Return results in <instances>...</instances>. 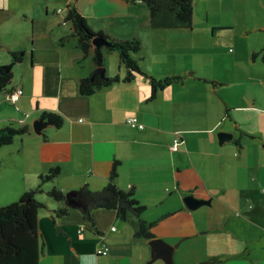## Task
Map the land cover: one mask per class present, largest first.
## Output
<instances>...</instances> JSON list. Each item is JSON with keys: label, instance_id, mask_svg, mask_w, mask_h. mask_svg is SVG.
Wrapping results in <instances>:
<instances>
[{"label": "crops", "instance_id": "obj_1", "mask_svg": "<svg viewBox=\"0 0 264 264\" xmlns=\"http://www.w3.org/2000/svg\"><path fill=\"white\" fill-rule=\"evenodd\" d=\"M72 1L0 0V64L10 63L13 51L25 53L10 87L24 94L5 114L3 95L10 91L0 92V127L30 128L0 149V195L18 200L60 167L37 195L45 203L40 264H166L152 258V238L135 236L139 219L131 211L123 219L99 207L93 222L79 207L54 216L66 204L53 202L47 190H101L115 160V182L134 189L146 206L141 217L156 222L154 237L173 246L177 263L264 264V0H199L205 6L194 11L191 27L169 28L152 24L142 0H75L93 31L141 40L134 56L143 72L181 77L155 96L143 73L125 82L119 53L108 49L106 76L121 79L81 94L80 80L94 76L97 65L94 48L80 59L66 17ZM44 111L62 114L64 123L46 120L36 129ZM131 116L145 127H132ZM220 131L232 137L220 139ZM190 195L206 201L188 208ZM103 239L106 255L97 252Z\"/></svg>", "mask_w": 264, "mask_h": 264}, {"label": "trees", "instance_id": "obj_2", "mask_svg": "<svg viewBox=\"0 0 264 264\" xmlns=\"http://www.w3.org/2000/svg\"><path fill=\"white\" fill-rule=\"evenodd\" d=\"M127 1L135 2L138 0ZM142 1L147 4L151 22L156 27H191L193 24L195 0ZM66 17L71 21L73 32L79 38V44L83 51L80 59H85L94 48L93 60L98 68L105 64V49L118 52L121 63L127 69V75L123 80L125 82L131 81L138 73H143L151 80L152 96L156 95L158 89L181 79L179 76L161 79L143 72L139 59L134 56V53H138L142 49L141 40L137 37L120 40L93 31L85 16L75 5V0L69 3ZM99 37L105 40V44L96 45L94 43V40ZM24 54L23 50L13 51L11 62L0 64V92L12 91L10 87L15 74L14 67L17 62L22 61ZM120 79V74L112 77H103L100 74L84 77L79 83L80 92L89 95L97 88L110 85ZM43 118L56 127H60L64 123V116L57 112L44 111ZM29 132L30 128L27 125L17 127L11 123L0 127V149L11 144L15 138ZM118 165L119 162L115 160L110 173V182L103 189L91 190L84 187L77 191L76 198L81 204L78 207L82 209L90 222H93L92 211L99 207L113 208L123 219H127L128 213L131 211L139 219L135 236L153 238L152 229L156 222H149L141 217L146 206L137 199L134 189L124 190L115 182L118 175ZM59 174L60 167L51 168L47 173L40 176L39 184L24 192L19 200L0 206V264H40V259L45 253V243L39 237L38 216L45 203L39 200L37 195L44 191L42 183L54 180ZM46 193L57 201L66 204L53 210L55 217L68 214L72 206L68 204L66 193L62 189L54 185Z\"/></svg>", "mask_w": 264, "mask_h": 264}, {"label": "water", "instance_id": "obj_3", "mask_svg": "<svg viewBox=\"0 0 264 264\" xmlns=\"http://www.w3.org/2000/svg\"><path fill=\"white\" fill-rule=\"evenodd\" d=\"M94 43L96 45L105 44V40L102 37H99L94 40ZM97 73L103 77H107L106 69L104 66L98 67L95 70V74ZM47 123L48 122L44 118H40V120L35 124V127L36 129H40ZM226 137L231 138L232 133L228 131L219 132L220 139H224ZM76 195H77L76 191H70L66 193L67 202L72 207H78L81 205L80 201L76 198ZM184 200H185L186 206L191 209L195 208L199 204L204 203L206 201V200H200V199L194 198L192 195L185 197ZM150 243L153 246V257H152L153 259L162 258L166 264H179L174 259V256L172 253L173 246L169 245L164 239L154 237L150 240Z\"/></svg>", "mask_w": 264, "mask_h": 264}, {"label": "built area", "instance_id": "obj_4", "mask_svg": "<svg viewBox=\"0 0 264 264\" xmlns=\"http://www.w3.org/2000/svg\"><path fill=\"white\" fill-rule=\"evenodd\" d=\"M24 94V89L22 87H17L15 90H12L10 92H8L7 94V98L17 102L20 100L21 96ZM128 123L135 128L138 129H143L145 127L144 122H141L139 120V118L137 116H131L128 118ZM180 137H176L174 143L172 144L171 148L173 150H177L178 149V144L180 143ZM112 229H115V227H113ZM98 253L100 254H109V247L107 245V243L105 242V240L103 239L101 242L100 247L97 250Z\"/></svg>", "mask_w": 264, "mask_h": 264}, {"label": "rangeland", "instance_id": "obj_5", "mask_svg": "<svg viewBox=\"0 0 264 264\" xmlns=\"http://www.w3.org/2000/svg\"><path fill=\"white\" fill-rule=\"evenodd\" d=\"M204 4H202L199 0H196V3H195V8H194V11L199 15V13L201 12V10L204 8ZM67 11V10H66ZM63 12L65 13V10L63 9ZM199 44H201V43H199ZM191 71H189V73H190ZM15 75L16 76H19L20 75V72H19V69L18 68H15ZM3 98H4V102H3V104H2V108L3 109H7L6 110V112H5V114L6 113H9L8 111L10 110V111H12V109L15 107V104H16V102H14V101H12V100H10V99H8L7 97H5V95H3ZM2 113H4L3 112V110H2V112L0 111V122H1V119L3 118L2 117ZM23 117V116H22ZM20 123V122H19ZM8 124H10V122L8 123ZM7 124V125H8ZM22 124V123H21ZM13 125L14 126H17L18 124L17 123H13ZM4 126V125H3ZM22 196V195H21ZM20 196V197H21ZM19 197V196H18ZM20 197L18 198V200L20 199ZM49 199H51L53 202H57V200L56 199H54L53 197H48ZM9 201H12V202H15V201H17V200H15V201H13V200H11V196H5V195H0V206H2V205H7V204H10V203H12V202H9ZM3 203H5V204H3Z\"/></svg>", "mask_w": 264, "mask_h": 264}]
</instances>
